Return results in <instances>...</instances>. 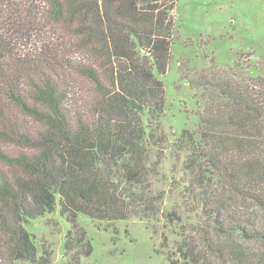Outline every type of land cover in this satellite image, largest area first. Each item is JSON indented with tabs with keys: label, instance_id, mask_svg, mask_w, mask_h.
<instances>
[{
	"label": "trees",
	"instance_id": "1",
	"mask_svg": "<svg viewBox=\"0 0 264 264\" xmlns=\"http://www.w3.org/2000/svg\"><path fill=\"white\" fill-rule=\"evenodd\" d=\"M177 5L0 0V264H47L24 223L57 211L68 245L82 215L157 233L169 193L170 264H264V59L203 71L196 128L167 132Z\"/></svg>",
	"mask_w": 264,
	"mask_h": 264
},
{
	"label": "rangeland",
	"instance_id": "2",
	"mask_svg": "<svg viewBox=\"0 0 264 264\" xmlns=\"http://www.w3.org/2000/svg\"><path fill=\"white\" fill-rule=\"evenodd\" d=\"M173 19L179 38L169 72L161 78L167 97L162 125L167 132L180 135L184 128L194 129L198 124L203 91L192 82L203 71L247 62V55L253 53L247 63L253 66L251 74L258 75L257 64L264 59V0H178ZM166 178L161 188L168 187ZM163 211L157 233L140 218L119 221L108 229L82 215L86 240L70 245V227L58 211L29 219L24 226L38 256L49 259L47 264H170L180 224L177 194L167 195ZM86 242L91 244L89 252H84Z\"/></svg>",
	"mask_w": 264,
	"mask_h": 264
}]
</instances>
